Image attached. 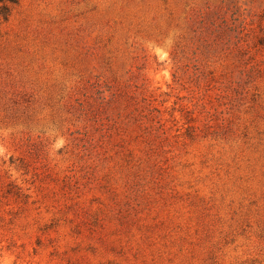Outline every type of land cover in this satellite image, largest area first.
I'll return each instance as SVG.
<instances>
[{"label": "rangeland", "instance_id": "1", "mask_svg": "<svg viewBox=\"0 0 264 264\" xmlns=\"http://www.w3.org/2000/svg\"><path fill=\"white\" fill-rule=\"evenodd\" d=\"M0 264H264V0H0Z\"/></svg>", "mask_w": 264, "mask_h": 264}]
</instances>
